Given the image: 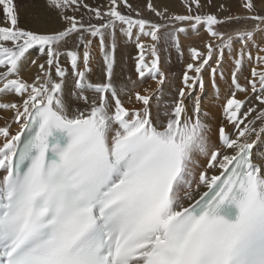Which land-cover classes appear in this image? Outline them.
<instances>
[{
	"label": "snow or ice",
	"instance_id": "snow-or-ice-1",
	"mask_svg": "<svg viewBox=\"0 0 264 264\" xmlns=\"http://www.w3.org/2000/svg\"><path fill=\"white\" fill-rule=\"evenodd\" d=\"M0 114V264H264V0H0Z\"/></svg>",
	"mask_w": 264,
	"mask_h": 264
},
{
	"label": "bare ground",
	"instance_id": "bare-ground-1",
	"mask_svg": "<svg viewBox=\"0 0 264 264\" xmlns=\"http://www.w3.org/2000/svg\"><path fill=\"white\" fill-rule=\"evenodd\" d=\"M16 2L23 6V5H25L27 3V0H16ZM21 17H22V19H21L22 26H26L27 13L23 10V7H22V12H21ZM201 34L200 35H196V34H193V33L189 32L187 37L182 38V41H183V43L185 45L199 46L200 41L202 39V35ZM129 54L134 56L135 55V51L133 49H131V48H128V49L121 48L120 51L118 52V57H122L123 60L125 61V64L123 65V67H124L126 73H129V72L133 71L131 60L129 59ZM96 71H97V73L99 72L98 69H96ZM28 74L29 73L26 71L25 75L27 76ZM178 84H179V80L177 82V85ZM212 102H213L212 101V94H211V90H209V94L204 97L205 107L207 108L210 105V103H212ZM213 111H216V110L213 109ZM0 115H2V114H0ZM0 123H3V121H0Z\"/></svg>",
	"mask_w": 264,
	"mask_h": 264
},
{
	"label": "rangeland",
	"instance_id": "rangeland-1",
	"mask_svg": "<svg viewBox=\"0 0 264 264\" xmlns=\"http://www.w3.org/2000/svg\"><path fill=\"white\" fill-rule=\"evenodd\" d=\"M201 35H203V34H201ZM173 60H174V63H173V66H172V72L178 74L179 71H180V64H179V62L175 61V58H173ZM177 82H178V79H177ZM149 84H151L153 87L155 86L154 83L149 80V81H146L145 84L142 85L141 87H147Z\"/></svg>",
	"mask_w": 264,
	"mask_h": 264
}]
</instances>
